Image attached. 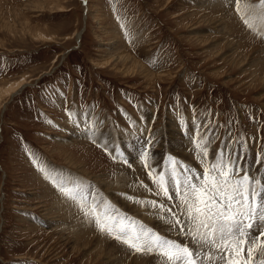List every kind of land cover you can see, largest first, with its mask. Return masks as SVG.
Masks as SVG:
<instances>
[{"label":"rangeland","instance_id":"374dc122","mask_svg":"<svg viewBox=\"0 0 264 264\" xmlns=\"http://www.w3.org/2000/svg\"><path fill=\"white\" fill-rule=\"evenodd\" d=\"M65 109L103 120L122 147L136 145L132 168L77 132ZM193 119L215 125L210 160L229 139L247 138L250 157L264 144V43L239 27L224 0H0V264L142 262L64 203L31 159L83 178L170 236L128 199H152L139 187L151 181L132 133H156L149 163L172 154L194 164L178 129Z\"/></svg>","mask_w":264,"mask_h":264},{"label":"snow or ice","instance_id":"6c2138e0","mask_svg":"<svg viewBox=\"0 0 264 264\" xmlns=\"http://www.w3.org/2000/svg\"><path fill=\"white\" fill-rule=\"evenodd\" d=\"M224 2L239 27L264 43V0ZM125 37L131 42L127 31ZM65 111L77 132L113 161L132 168L130 161L137 157L129 149L136 145L122 147L111 141L100 127L104 121L94 123L89 113L77 119L75 113ZM129 127L136 128V121ZM178 129L188 141L186 151L194 164L172 154H166L162 163H149L159 143L156 133L148 129L144 135L142 127L132 133L142 141L137 146L138 159L152 184L141 181L139 187L154 198L128 199L148 208L168 233L182 239L169 238L133 219L70 171L46 165L35 156L31 162L63 202L75 207L97 232L133 254L150 257V264H264V144L250 157L247 138L229 139L218 151L212 150L210 160V146L218 139L212 121L193 119L190 127L180 121Z\"/></svg>","mask_w":264,"mask_h":264},{"label":"bare ground","instance_id":"6f19581e","mask_svg":"<svg viewBox=\"0 0 264 264\" xmlns=\"http://www.w3.org/2000/svg\"><path fill=\"white\" fill-rule=\"evenodd\" d=\"M97 11H99V9L97 10ZM78 38H80L79 36L77 37V39ZM23 81H20V82H18L17 84H13L8 90H6V92H5V94H7L9 97H11V96H13L14 94H16L20 89H21V87H23L24 85L23 84H21ZM149 182V181H148ZM148 184H151V183H148ZM152 185V184H151ZM150 186V185H149ZM152 187V186H151ZM144 193H146V192H144ZM148 194V193H147ZM145 195V194H144ZM149 196H150V194H148ZM147 196V195H146ZM147 198V197H146ZM152 198H154V197H152ZM138 206V205H137ZM140 209H142V210H144L146 207H140V206H138ZM131 211H133V212H138L137 210H138V208L136 207V208H134V206L130 209ZM147 210V209H146ZM126 213V212H125ZM132 213V212H131ZM144 213H146V212H144ZM143 212H141V214L143 215L144 214ZM149 213V212H148ZM134 214V213H133ZM136 214V213H135ZM138 214V213H137ZM142 217V216H141ZM134 219H135V217H134ZM139 219V218H138ZM144 219V218H143ZM149 220H153L152 218L150 219V218H148ZM147 219V220H148ZM158 221V220H157ZM148 222V221H147ZM151 222H153V221H151ZM156 222V221H155ZM144 223H146V221L144 222ZM150 223V222H149ZM157 223V222H156ZM148 224V223H147ZM161 224V223H160ZM159 223H158V225H160ZM157 225V224H156ZM165 227V226H164ZM166 229V228H165ZM161 230V229H160ZM163 232H164V229L162 230ZM161 231V232H162ZM166 233H167V231H166ZM172 234H174V235H176L175 233H172ZM165 235V234H164ZM169 236V235H168ZM170 236H173V235H171V233H170ZM169 236V237H170ZM170 238H172V237H170ZM173 238H174V236H173ZM177 238V237H176ZM175 238V239H176ZM115 242V241H114ZM116 243V242H115ZM136 255V254H135ZM138 255V254H137ZM135 258V257H134ZM140 258H139V256H138V258H135V261L137 262V263H139V264H146V262H150V260H151V258H149L148 259V257H145L144 259H143V261L141 262H139V261H137V260H139Z\"/></svg>","mask_w":264,"mask_h":264}]
</instances>
